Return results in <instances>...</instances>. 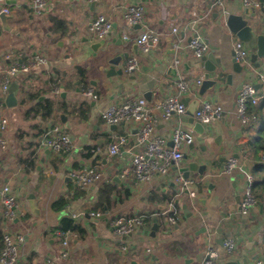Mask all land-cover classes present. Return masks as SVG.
Here are the masks:
<instances>
[{
  "label": "crops",
  "instance_id": "1",
  "mask_svg": "<svg viewBox=\"0 0 264 264\" xmlns=\"http://www.w3.org/2000/svg\"><path fill=\"white\" fill-rule=\"evenodd\" d=\"M46 1L47 7L39 16L34 13L33 0H8L13 11L9 18L12 31H6L0 22L2 69L19 60L28 62L35 55L47 60L30 74L15 78L25 87V91L20 88L21 104L17 108L9 110L0 104V125L3 119L8 121L6 130L0 128V137L6 142V148H0V191L8 188V194L17 200L18 211L25 212L10 223L4 221L0 196V254L6 233L21 234L25 241L18 245L19 264H46L49 258L58 256L63 240L59 229L64 219H71L82 230L69 238L68 258L63 264H205L211 250L219 255L213 264L264 261V200H257L250 214L243 215L239 209L246 177L236 170L223 173L228 158L238 155L236 159L254 178L253 192L262 189L264 170L260 167L264 165V153L259 141L264 128V87L259 78L264 75V64L256 68L246 59L243 74L232 70L231 54L239 40L218 15L224 11L236 13L245 7L259 11L264 8V0H249L257 4L252 6H247L245 0H223L222 5L219 0ZM138 6L145 8L144 22L130 27L125 13ZM100 14L113 24L106 37L110 57L128 53L124 71L136 58V79L132 73L108 77L109 70L115 67L103 60V53L96 55L92 50L97 39L91 23ZM145 29L165 35L161 44L148 53L137 44ZM174 29L178 32L174 33ZM195 36L208 42L207 53L210 47H218L220 51L215 56L230 63L223 79L202 98L196 83L203 73L189 47V39ZM9 58L11 62L7 63ZM75 68L82 70L85 78ZM228 75L233 76L230 83ZM91 80L98 85H90ZM179 81L190 83L189 92L182 97L187 107L196 100L210 101L222 106V115L206 127L204 135L195 132L196 142L184 147V159L167 176L147 182L134 176L123 178L121 170L130 165L132 154L110 157L106 153L108 146L124 135L130 139L133 153L142 152L144 147L137 144L132 130L136 127L120 125L111 129L102 111L145 98L156 123L154 135L169 140L176 126L189 129L185 126L188 116L164 119L160 106L178 93ZM1 84L0 78V97ZM247 84H253L263 95L257 105H249L247 113L255 118L249 125L242 124L237 113V98ZM89 90L100 99L83 97ZM49 109L52 112L46 115ZM55 128L72 136L69 151L55 152L42 144L44 133ZM97 148L104 152L94 155L92 151ZM195 158L200 165L208 164V170L203 179L192 172L188 180L196 181L197 186L183 188L177 179L184 176ZM84 166H96L103 175L86 188L70 177L72 171ZM185 189L190 190L189 195L183 192ZM32 194L40 215L30 209ZM62 199L68 204L64 210H57L55 203ZM173 211L182 221L178 228L167 224L164 229L169 232V241L158 243L150 236L155 218L162 224L157 231L160 235L164 220ZM98 213V221L85 217ZM140 216L149 219L141 224L144 231L141 233L138 226L132 236L122 240L115 232V221ZM220 239L233 240L235 249L226 251L217 243ZM192 247L198 251L193 253Z\"/></svg>",
  "mask_w": 264,
  "mask_h": 264
},
{
  "label": "built area",
  "instance_id": "2",
  "mask_svg": "<svg viewBox=\"0 0 264 264\" xmlns=\"http://www.w3.org/2000/svg\"><path fill=\"white\" fill-rule=\"evenodd\" d=\"M82 1V0H77ZM90 2H103L104 0H89ZM222 5L223 0L218 1ZM247 6L257 5L249 0H245ZM47 7L46 0H33V10L36 15H42ZM6 14L8 16L13 14V11L8 3V0H0V15ZM145 8L142 6L130 7L125 13V19L130 27L140 26L144 22ZM113 30V24L105 15L100 14L91 23V31L97 40L106 39ZM178 32L177 29L173 30ZM165 35L155 31L145 29L137 38L139 48L148 53L153 48L158 47L164 40ZM176 49L179 45H174ZM189 47L194 51L195 56L201 59L209 50V45L206 44L200 37H194L189 44ZM235 58L241 64L246 62L248 57L244 50L243 43L238 41L234 46ZM47 62L46 58L41 55H35L28 62H18L10 64L6 69L0 67V78L2 80L1 93L6 94L9 90L11 82L19 75H27L35 71L40 65ZM137 59L130 60L125 68L126 74H131L137 70ZM259 82L264 87V75H261ZM202 79L198 80L196 85L200 86ZM177 92L175 95L168 97L160 104L163 109V118L170 119L172 117H184L186 115L187 106L182 97L189 92L190 83L186 81H179L176 83ZM83 97L99 100L100 97L94 91H86ZM256 87L253 84H247L243 87L237 98V113L242 124L249 125L255 121V118H250L248 115V108L250 104L257 105L262 99ZM223 113V108L220 105L214 104L210 101H202L195 113V120L204 126H210L215 119L219 118ZM102 117L110 126L125 125V127H138L139 131L136 134V141L138 145L144 147L142 152L133 153L129 149L131 143L126 136H119L112 142L106 151L110 157L122 156L123 154H132V161L130 165L121 170L123 178L134 176L140 182H147L153 180L157 176H167L172 167L178 165L184 159V147L190 146L196 142V133L193 129H186L183 126H176L170 139H165L154 135L155 119L154 115L148 108V103L145 98H138L137 100L127 101L120 105L111 106L102 111ZM1 130L8 128V121L3 119L0 125ZM172 142V146L169 145ZM72 136L66 132H62L59 128L49 130L44 133L42 137V144L55 152L69 151L72 147ZM0 148H6V142L0 137ZM102 149L97 148L93 150L94 155L101 154ZM239 171L246 177L247 186L245 188L243 198L240 204V212L243 215L250 214L251 210L256 204L253 195L254 178L241 162L234 158H228L226 165L223 168L224 174H231L233 171ZM102 172L96 166H84L70 173V177L74 179L78 186L86 188L95 184L102 178ZM179 185L183 188H189L194 185L193 180L185 179L180 176L177 179ZM1 204L3 207V219L7 222H12L16 217L25 215L23 210L18 211L16 198L8 194V188L0 191ZM97 215H100L98 213ZM146 217H131L128 219H118L115 221V232L120 236H126L133 233L138 226H141ZM169 223L179 225L182 217L176 214L175 211L168 213ZM74 233H61L63 237L62 248L57 257H52L47 260L46 264H63V261L68 258L67 248L69 247V238ZM25 241L21 234L6 233L3 236V249L0 254V264H19L18 245ZM226 251H233L235 249V242L233 240L224 243ZM127 250V247H123ZM218 252L211 250L208 253V259L205 264H213L218 258ZM254 264H264V261L257 259Z\"/></svg>",
  "mask_w": 264,
  "mask_h": 264
},
{
  "label": "water",
  "instance_id": "3",
  "mask_svg": "<svg viewBox=\"0 0 264 264\" xmlns=\"http://www.w3.org/2000/svg\"><path fill=\"white\" fill-rule=\"evenodd\" d=\"M218 15L222 16V18L224 19V24L229 30V32L235 35L238 38V40L243 43L244 50L248 54L247 60L250 61L252 66L258 68L260 67V65L264 64V8L258 11L255 9H250V8L245 7V8L240 9L236 13L232 11H224V13L222 14L220 13ZM9 18L10 16L4 13L0 15V22L6 31H12V27L9 25ZM193 38L194 37H191L189 41H191ZM206 43L208 44L207 41ZM106 44H107L106 39L94 40V42L91 45V48L95 52L96 55L98 54V52L103 53L104 55L103 60L106 61L108 64L113 65L115 67L109 70V72L107 73V76L108 77L126 76V73L124 71V62L129 59V54L125 52V53L117 54L116 56L110 57L112 54V51H111V48L106 46ZM217 51H218V47L212 46L210 47V52L205 54L201 59L197 61V68L201 70L203 73L202 83L198 87V91H199L198 94L200 98H202L206 94V92L212 90L217 85V83L223 79V77L226 74V69L229 67L230 63H232V70L235 73L243 74L244 72L243 65L240 62H238L237 59L235 58V53L231 54L232 59L230 60V63H229V61H227L226 58L216 57L215 54ZM3 59L4 57L0 55L1 63ZM261 61L263 63H259ZM8 62H11L10 58L7 60V63ZM19 62H22V60H19ZM100 68H101L100 70H103V66H101ZM185 68L186 70H189V65H186ZM75 70L78 74H80L83 78H85V75L82 70H80L79 68H75ZM131 76L133 79L137 78V75L135 74V72H133ZM227 78H228V83H230V81L233 79V76L228 75ZM66 79L67 78H65V80ZM89 84L94 87L98 85L96 81H92V80L89 82ZM20 88L25 91V87L20 86V81L17 79H14L11 82L7 93L3 94V96L0 97V104L5 106L6 109H9V110L17 108L21 104L20 98L18 96ZM77 91L82 92L81 89H77ZM149 95L150 93H148V95H146L145 97H148ZM62 96L64 97V95ZM199 103L200 101L196 100L187 107L186 117L188 116L189 118H187L186 121L188 122L185 124V126L189 129H193L199 135H204V133L207 130L206 128L207 126H204L195 120V113L198 109ZM111 129H118V125L111 126ZM132 130L135 134H137L139 131V128L136 127V128H133ZM169 145L172 146L171 141H169ZM235 157L238 158V155H235ZM185 159H187V156H185ZM208 167H209L208 164L200 165L199 159L195 158L190 163L189 168L185 169L184 177L186 179H189L191 177V173L193 172V173H197L200 179H203L205 176V173L208 170ZM71 180H74V179L72 178ZM0 182H1V179H0ZM195 186H197V183L194 185V187ZM180 192L181 190L178 191V193ZM183 192L186 193L187 195L190 194L189 189H185ZM35 198L36 197L34 194L29 196L30 209L32 213L36 215H40V210L36 206ZM184 208L186 209V207ZM85 217L93 222L101 219L100 215L86 214ZM167 224L169 225V227L172 226L169 223L168 218L164 220L163 222L164 226L161 228L162 234L159 235L157 231L162 224L159 221V218H155V224L151 228L150 236L154 238V240H157L158 243L160 242L165 243L169 241V232L165 231L164 229ZM75 226H79L78 223H76ZM174 226L176 228L179 227V225H174ZM139 229L142 233V231H144L145 229L144 225L140 226ZM141 233H138V234H141ZM133 234L134 232L129 233L126 236H123L122 240H126L127 237L132 236ZM217 243H219V245L224 247L225 241L224 239H220L219 241H217ZM197 251L198 249H196L195 247H192L193 253H196ZM224 255L226 254L224 253L221 257L223 258ZM206 259H208V256L206 257ZM229 264H236V263L232 262Z\"/></svg>",
  "mask_w": 264,
  "mask_h": 264
},
{
  "label": "trees",
  "instance_id": "4",
  "mask_svg": "<svg viewBox=\"0 0 264 264\" xmlns=\"http://www.w3.org/2000/svg\"><path fill=\"white\" fill-rule=\"evenodd\" d=\"M52 110L49 109L46 113V115H49L51 114ZM259 148H260V151L264 153V128L262 130V133H261V137H260V141H259ZM90 155V153H89ZM260 169H263L264 170V165H262V167H260ZM262 189L259 188V190H255L254 189V192H253V195H254V198L255 200L257 201H260V200H264V180L262 181V183L260 184ZM254 188V186H253ZM68 202L64 199L58 201L57 203H55V208L57 210H64V208L67 206ZM149 221V219L145 218L144 219V223ZM64 223L62 224V226L60 227V231L61 233H77V232H80L82 230V228H80L79 226H75V222L71 219H64L63 221Z\"/></svg>",
  "mask_w": 264,
  "mask_h": 264
},
{
  "label": "rangeland",
  "instance_id": "5",
  "mask_svg": "<svg viewBox=\"0 0 264 264\" xmlns=\"http://www.w3.org/2000/svg\"><path fill=\"white\" fill-rule=\"evenodd\" d=\"M195 184H196V181H194V185H195ZM192 186H193V185H192ZM192 186H191V187H192ZM189 188H190V187H189Z\"/></svg>",
  "mask_w": 264,
  "mask_h": 264
}]
</instances>
